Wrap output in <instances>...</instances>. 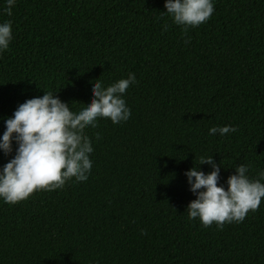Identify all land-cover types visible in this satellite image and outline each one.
Returning <instances> with one entry per match:
<instances>
[{
	"label": "trees",
	"instance_id": "trees-1",
	"mask_svg": "<svg viewBox=\"0 0 264 264\" xmlns=\"http://www.w3.org/2000/svg\"><path fill=\"white\" fill-rule=\"evenodd\" d=\"M0 52V134L18 104L52 91L73 111L90 84L135 73L127 121L98 119L88 179L0 201V264H264V198L242 222L202 226L185 171L220 181L264 169V0H214L186 32L164 0H16ZM167 29H164V25ZM75 103V104H74ZM214 125L234 132L209 135ZM0 152V166L14 155Z\"/></svg>",
	"mask_w": 264,
	"mask_h": 264
},
{
	"label": "clouds",
	"instance_id": "clouds-1",
	"mask_svg": "<svg viewBox=\"0 0 264 264\" xmlns=\"http://www.w3.org/2000/svg\"><path fill=\"white\" fill-rule=\"evenodd\" d=\"M15 3L16 0H4L3 13L11 16ZM164 9L161 15L167 14L173 24L186 32L210 18L214 0H164ZM11 27L10 20L0 21V52L9 48ZM136 82L133 72L108 85L97 79L90 84L89 102L76 104V111L52 91H43L42 96L18 104L12 115L4 119L5 128L0 134V152L5 157L13 153L15 144L14 155L0 166V201L15 204L34 191L61 188L69 179L86 181L92 168L93 147L84 129L95 128L98 119L103 118L113 124L127 121L131 109L124 94ZM234 131L231 125L208 129L209 135L220 136ZM201 164H208L211 171L193 166L184 173L189 191L195 196L186 207L188 219H198L204 227L213 223L222 227L224 223L242 222L249 210L260 206L264 198V169H258L255 178L250 177V166L241 163L223 183H218L220 166L212 155L201 156Z\"/></svg>",
	"mask_w": 264,
	"mask_h": 264
}]
</instances>
